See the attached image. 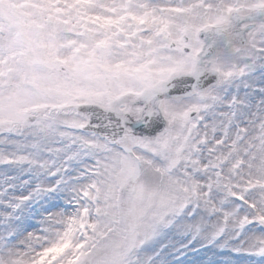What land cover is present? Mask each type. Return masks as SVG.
<instances>
[{
  "label": "snow or ice",
  "instance_id": "obj_1",
  "mask_svg": "<svg viewBox=\"0 0 264 264\" xmlns=\"http://www.w3.org/2000/svg\"><path fill=\"white\" fill-rule=\"evenodd\" d=\"M217 250L264 264V0H0V264Z\"/></svg>",
  "mask_w": 264,
  "mask_h": 264
},
{
  "label": "bare ground",
  "instance_id": "obj_2",
  "mask_svg": "<svg viewBox=\"0 0 264 264\" xmlns=\"http://www.w3.org/2000/svg\"><path fill=\"white\" fill-rule=\"evenodd\" d=\"M33 223H36V222L34 221ZM33 230L37 231V234H39L38 229H33ZM217 251H218V255H219L220 252H219V250H217ZM209 255H211V254L209 253ZM218 255H216L215 257H217ZM215 257H213V258H215ZM219 257H220V256H219ZM201 258H202V259H207V256H202ZM222 258H224V259L233 258V259H234L235 257H233V255L230 254V253L227 251L226 254L222 255ZM222 262H223V261H222Z\"/></svg>",
  "mask_w": 264,
  "mask_h": 264
},
{
  "label": "rangeland",
  "instance_id": "obj_3",
  "mask_svg": "<svg viewBox=\"0 0 264 264\" xmlns=\"http://www.w3.org/2000/svg\"><path fill=\"white\" fill-rule=\"evenodd\" d=\"M231 254H232V255H233V254L236 255L235 253H231ZM234 255H233V257H235Z\"/></svg>",
  "mask_w": 264,
  "mask_h": 264
}]
</instances>
